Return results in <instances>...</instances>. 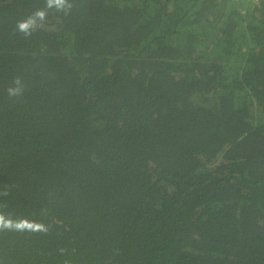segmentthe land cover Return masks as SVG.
Instances as JSON below:
<instances>
[{"label": "trees", "instance_id": "trees-1", "mask_svg": "<svg viewBox=\"0 0 264 264\" xmlns=\"http://www.w3.org/2000/svg\"><path fill=\"white\" fill-rule=\"evenodd\" d=\"M69 3L0 0V264H264V0Z\"/></svg>", "mask_w": 264, "mask_h": 264}, {"label": "clouds", "instance_id": "clouds-1", "mask_svg": "<svg viewBox=\"0 0 264 264\" xmlns=\"http://www.w3.org/2000/svg\"><path fill=\"white\" fill-rule=\"evenodd\" d=\"M46 6L49 9L55 8L58 11H63L65 8H71L72 5L69 0H46ZM46 19V12L43 10H38L31 16H28L22 21L17 23V30L24 33L25 37H30L32 32L37 26V20L43 22ZM12 87L7 89V95L9 98L22 97L25 92V87L23 81L20 77H16L13 80ZM11 225L10 221H6L3 215H0V227H9Z\"/></svg>", "mask_w": 264, "mask_h": 264}, {"label": "built area", "instance_id": "built-area-1", "mask_svg": "<svg viewBox=\"0 0 264 264\" xmlns=\"http://www.w3.org/2000/svg\"><path fill=\"white\" fill-rule=\"evenodd\" d=\"M244 1L251 2L252 4H259L263 0H244Z\"/></svg>", "mask_w": 264, "mask_h": 264}]
</instances>
